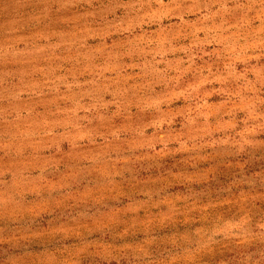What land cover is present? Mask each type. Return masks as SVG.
Wrapping results in <instances>:
<instances>
[{"label":"rangeland","instance_id":"374dc122","mask_svg":"<svg viewBox=\"0 0 264 264\" xmlns=\"http://www.w3.org/2000/svg\"><path fill=\"white\" fill-rule=\"evenodd\" d=\"M0 264H264V0H0Z\"/></svg>","mask_w":264,"mask_h":264}]
</instances>
